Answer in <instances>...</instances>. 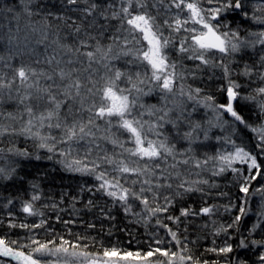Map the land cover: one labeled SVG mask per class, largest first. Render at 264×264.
Instances as JSON below:
<instances>
[{
	"label": "trees",
	"instance_id": "1",
	"mask_svg": "<svg viewBox=\"0 0 264 264\" xmlns=\"http://www.w3.org/2000/svg\"><path fill=\"white\" fill-rule=\"evenodd\" d=\"M96 2L100 3L102 8L109 3L114 5V8L108 11L109 17L113 10L119 11L121 6V0H96ZM242 2L243 9L222 13L219 22L221 25L227 26L226 28L222 27L221 31L238 32V40L245 42L246 46L236 53H209L207 55L209 64L204 65L198 60L187 59V54L179 53V41L186 33L172 32L164 25L165 20L171 22L179 12L172 6V0H163V3L160 0H146L147 11L156 17V22L161 25L164 36L173 41L166 51L169 62L176 64L175 71L178 73V78L174 96L168 94L166 98H162L164 94L155 88L148 95L133 92V96L139 95L133 114L143 121L155 123L161 122L158 118L168 109H173L169 112V119L176 120L177 116H181L177 122L178 129L173 128L170 123L164 124V127L159 129L163 135L168 137L169 143L175 145V159L168 157L166 161H160L161 168L167 169L164 175L171 172L175 177V173L178 171L180 179L189 182L207 180V184L194 185L202 191L176 196V192H182L183 189L176 187L179 180L173 178L170 181L173 184L171 189H156L160 193L156 200L152 199V193H146L151 207H155L157 204L163 206L164 197H169L172 204L167 213L149 216L147 210L137 200L130 201L131 210L125 212L124 206L118 201H114L102 190H98L100 182L95 180L93 175H83L65 170L64 165L59 162L64 159L59 155V152L61 150L68 151V145L57 143L55 152L49 153L46 148L38 147V140L26 138L23 135L6 134L0 136V150H2L0 151V167L15 168V173L10 180H0V237L9 241L17 240L21 244H27L30 238H34L41 242L54 241L55 245L61 243L62 237L71 243L86 245L87 247L83 250L96 257H102L105 249L112 248H116L120 252L143 253L149 250L150 245L153 248L157 247L156 239H162L164 242L159 247L171 248L172 251L180 252L186 244L190 251L185 254L192 255L202 263L206 261L207 264H241V262L260 264L259 256L264 253V246H261L264 244V192L258 190L264 188V175L257 176L255 180L248 183L249 193L245 196L240 192V186L246 183L245 176L255 175V170L249 172L247 166L235 165L234 167L239 169L236 173L228 169L220 175H213L214 171H219L220 163L217 160L209 159V157L224 153L226 146L233 148V145L226 142L225 139L231 137L236 146L243 147L251 154L257 155V162L264 172V153L255 147L259 140L257 134L251 131V127L264 125V114L261 113L258 106L259 103L264 102V97L256 95V89L264 87V80L261 79V74H264V64L260 59L261 56H264V46L258 43L253 44L256 37L251 35V33L264 30V25L258 24L254 20V17L264 18V0H242ZM3 4L18 10L22 9L21 0H0V6ZM215 6L208 5L206 2L203 4L205 8ZM75 7L80 9L84 6L77 5ZM32 10L34 13L32 17L22 18L19 22L12 15H3L6 21L3 24L0 22V36L4 37L0 40V55L5 56V61L0 62V75L4 77L5 81L12 80L14 75L12 68L4 67V63L9 62L7 56L10 46L7 36L11 32L17 37L19 49L18 54L13 56L9 62L12 67L27 64L38 74L43 72L53 75L54 79L51 81L39 75L34 77L33 81L38 80L41 87L62 83L55 75L60 68H65V70L75 68L73 79L79 78L84 85L81 89V96L87 98L84 103V109H87L93 100L98 102V97L89 93L87 88L91 87L94 82L97 83V87L102 85L103 81L100 80V77L106 73V69L103 67L104 62L102 61L101 64L92 63L89 67L87 58L80 56L78 57L79 62L69 65L67 61L69 59L76 60L77 57L67 53L60 45H69L75 49L80 46V41L84 40L89 47L82 48L81 51H94L98 42L105 49L111 45L114 51H119L123 47L125 35L122 30L118 31L120 22L111 18L105 19L98 13L86 17L81 11H68L61 0H34ZM50 12L52 15H49ZM180 15L183 16L185 13H180ZM93 19H95V23H93ZM45 24H47L46 28ZM77 25L81 27L79 33L75 31ZM18 29L19 31H17ZM43 33L47 34L46 39ZM89 37H95V39ZM53 57L55 59H52ZM131 59L132 57L122 56L119 59H111L106 62L113 69L119 68L121 71L128 72L134 79L135 73L139 71L143 78L145 68L140 67L138 62L129 63ZM49 60H52L51 64L48 63ZM57 61H61V63L58 65ZM225 67L229 70L228 77L225 76ZM246 67L249 70V75L243 74ZM148 74L150 75V70ZM229 80L240 85L237 89L240 96L256 97L255 100L235 102L237 110L251 126L245 128L240 125L236 132L232 131L230 117H225L229 120V124L223 127H212L211 123L215 122V114L210 108L200 105L205 103V98L208 96L213 97L217 104L226 103V89ZM118 83L121 88L131 87L126 78ZM181 85L185 92L191 89L192 95L196 99L189 100L187 95L181 96ZM140 87L144 92H149L151 85L145 83ZM197 88L201 90L199 95H196L194 91ZM17 89L20 90V93L25 90L18 78L13 82L11 90H3V103H0V127L11 125L18 129L21 126L19 120L11 121L6 115H3L13 113L19 117L23 112V105H19L15 99L9 100L8 98L9 93L11 96L17 97ZM33 104H35L34 101ZM68 105L72 106L77 119L87 121L89 112L86 110L76 111L81 107L79 99L75 103L68 101ZM150 109L153 112L152 115H149ZM156 109L162 111H156ZM43 110L44 105L41 104L36 109L37 114ZM67 113L68 106L66 105L61 110L62 117ZM141 113H143L142 116ZM26 119L27 115L25 114L24 120ZM194 124H199L200 128L193 133L190 144L187 139L183 138V135L190 131L191 125ZM97 125L101 131L96 132L95 128L93 131L96 132V143L100 145V149L92 145L93 151L85 159V163L89 165L92 160L97 159L98 155H102L103 151H107L116 159L120 158L118 154L123 151L120 147L100 139L101 136L107 134L103 131L106 125L103 120H97ZM205 130H207V139L204 136ZM40 131L43 135L55 136L57 141L62 135L61 131L55 128L45 127ZM112 131L118 130L113 128ZM9 132L11 133V128H9ZM118 135L121 140H128L127 133L121 135L118 132ZM152 138L155 139V137ZM91 139L92 137H88L79 144L73 143L72 147L75 150L72 152V156L84 157L88 147L87 141ZM126 147H132V145L127 143ZM10 149L11 151H9ZM17 151H26L28 156H17L15 155ZM37 156L41 159H36ZM49 156H52V159H48ZM125 157L130 166H136L132 163L135 158L127 157L126 154ZM185 159L189 160L188 164L177 163ZM205 160L208 161L207 164L203 163ZM196 161L201 162V167H195ZM173 163H177L176 169L170 167ZM140 166L142 167L143 164L141 163ZM102 168L112 171V166L106 163L102 164ZM157 172L159 174V170ZM112 175L118 174L112 172ZM124 176L126 181L122 177L121 183L128 187L132 186V180L138 179L136 176L128 174H124ZM139 179H143V177ZM140 186L137 183L135 188L139 190ZM34 195L39 199L32 200ZM9 200L12 202L9 203ZM29 202L33 205L34 211L38 213L37 215H29L22 211L24 204ZM240 206L245 207L247 214L241 217L239 223L228 228L227 226L233 224L236 216L240 215ZM204 207H209L212 211L203 214L201 209ZM181 209H190V214L180 216ZM169 215L179 217V221L173 222L166 219ZM157 219L162 220L172 231L176 232L177 240L180 241L179 245L166 229L156 224ZM42 220L44 221L42 227H32ZM10 224L15 227H9ZM22 224L29 227L23 228L20 226ZM255 225L259 226L254 227ZM242 239L247 247H240ZM253 241H259L261 244H253ZM229 245L233 249L232 252H219V249ZM210 249H216V251H210ZM79 250L81 249H77V251ZM162 259L165 258L153 257L154 261ZM69 260L71 264H78L72 258ZM0 261L4 264H16L10 258H0Z\"/></svg>",
	"mask_w": 264,
	"mask_h": 264
},
{
	"label": "snow or ice",
	"instance_id": "2",
	"mask_svg": "<svg viewBox=\"0 0 264 264\" xmlns=\"http://www.w3.org/2000/svg\"><path fill=\"white\" fill-rule=\"evenodd\" d=\"M22 9L18 10L15 7L3 4L0 6V16L12 15L13 18L19 22L22 18L32 17L33 10L32 5L34 0H21ZM62 4L68 11H81L86 17L93 16L94 13H98L105 19H114L120 22V28L118 31H123L125 34L123 37V47L119 51H114L113 46H108L107 49L103 48L99 42L97 43L95 50L81 51L82 48H88L89 45L86 41H80V46L73 49L69 45H60L67 53H71L72 56L77 57L76 60L69 59L67 64L79 62L78 57L83 56L87 58L89 67L92 63L101 64L106 69L104 76L100 77L103 81L102 85L97 87V83H93L91 87L87 88V91L94 97H98L97 100H93L92 104L84 109V103L87 99L81 96V89L84 85L81 83L79 78L73 79V73L76 72L75 68H60L55 73L62 82L60 84L53 83L47 86L41 87L39 81H33L34 77L43 76L47 80H53V75L46 73H37L35 69L31 68L27 64H21L19 67H12L9 63L13 56L19 52L18 41L16 35L9 32L7 36V42L9 47V54L7 61L4 63V67L12 68L14 73L12 80L5 81L4 77L0 75V103H3V90H11L13 82L18 78L20 84L25 89L23 93L17 89L18 96L13 97L9 93V100H16L19 105H23V112L17 117L13 113H6V117L11 121L20 122V127L17 129L11 125L6 127H0V136L6 134L23 135L26 138H31L39 141V148H46L49 153H53L56 150V144L68 145V151L61 150L59 155L63 157L60 163L64 165L65 170L70 172H77L83 175H93L95 180L99 181L98 190H102L108 197H111L114 201H118L124 206L125 212L131 210L130 201L137 200L147 210L149 216H157L159 213H167L172 201L169 197H164V205L157 204L155 207H151L149 204V198L146 193H152V199L156 200L160 193L156 189L167 188L171 189L173 184L170 182L171 179L179 180L176 187L183 189V191H177L176 196H183L185 193L202 191V189L195 187V184L203 183L207 184V180L192 181L180 179V173L177 171L175 177L171 172L168 175H164L167 169L161 168L160 161H166L168 157L175 159V145L169 143V139L166 135H163L159 129L164 127V124L170 123L173 128L178 129V121L181 116H177L176 120L169 119V112L173 109H168L163 112V115L158 119L160 123L143 121L137 118L133 112L137 105L139 95L133 96V92L137 94L148 95L153 88L158 89L164 94L162 98H166L168 94L175 95V84L178 78V73L175 71L176 64L169 62V56L166 49L173 43L172 39L165 37L161 28L156 22V17L151 15L148 11V5L146 0H121V6L119 11L113 10L111 17L108 16L109 9H113L114 5L109 3L106 7L101 6L96 0H61ZM163 3V0H160ZM208 5H216L215 7L205 8L204 3ZM83 5V8L77 9L75 6ZM73 6V7H68ZM155 6V5H153ZM172 6L179 10L177 15L172 18L171 22L168 20L164 21V25L167 26L172 32L180 33L184 32L186 35L179 41V53L187 54V59L198 60L201 64L208 65L209 60L207 55L212 52H219L227 54L229 52L236 53L245 47L246 44L243 41L238 40V32L236 31H221L222 27L226 28V25H221L219 18L222 13L229 11L235 12L236 10L243 9L244 4L242 0H172ZM180 13H186L181 16ZM49 15H52L50 12ZM247 16V13H245ZM63 19V17H60ZM256 23L264 25V18L254 17ZM216 23H213V22ZM75 23V22H74ZM95 23V19H93ZM47 24H45V28ZM19 31V29L17 30ZM35 31V29H34ZM76 33L81 31L79 25L75 28ZM44 38H47V34L43 33ZM252 36L256 37L253 44L258 43L264 46V30L259 32L251 33ZM95 39V37H89ZM4 37L0 36V40ZM119 39V37H117ZM42 42V41H38ZM15 49V50H14ZM132 57L129 63H139L140 67H144L143 78L141 72L135 73V79L131 74L125 71H121L119 68L113 69L109 63L111 59H119L120 57ZM52 59H55L53 57ZM261 62L264 64V56H261ZM5 61V56L0 55V62ZM52 60L48 63L51 64ZM61 61H57L59 65ZM150 70V75L148 74ZM55 71V70H54ZM225 76H229V70L227 67L224 68ZM249 75L247 67L243 73ZM127 80V83L131 87L121 88L119 86L120 81L123 79ZM182 78V77H181ZM261 79L264 80V74H261ZM149 83L151 87L149 92H144L140 85ZM240 85L229 80L228 87L226 89V103H215L213 97L208 96L205 98L204 107L210 108L215 114V122L211 123L212 127H223L229 124V120L225 117L231 118L232 131L236 132L238 126L243 125L245 128L251 127L244 116L237 110L235 102L239 100H255V96H240L237 91ZM55 89V90H53ZM95 89V91H94ZM196 95H199L200 89L194 90ZM180 95H187L189 100H195L196 97L192 95V90L189 89L185 92L183 85L180 88ZM256 95L264 97V87L256 89ZM79 99L81 105L80 109L76 111L86 110L90 113L87 121L83 119H77L73 113L71 105H68V101L75 103ZM33 101L35 104H33ZM200 103V101H197ZM44 105V110L37 114L36 109L41 105ZM68 106V113L62 117L61 110L64 106ZM261 113L264 114V102L259 103ZM143 107V105H141ZM155 108V106H153ZM156 111H162L156 109ZM25 114L27 119L24 120ZM153 112L150 109L149 115ZM141 116L143 113L140 114ZM69 118L70 122H69ZM97 120H103L106 127L104 132L107 133L100 137L108 143L120 147L123 151L119 153V159H116L113 155L108 154L107 151H103L102 155H98L96 160H92L90 165L85 163V159L91 155L95 145L97 149H100V145L96 143V132L101 131L97 125ZM47 127L48 129H58L62 135L57 141L56 137L48 134L43 135L41 129ZM11 128V133L9 132ZM96 129V132L93 131ZM115 128L118 131H112ZM200 128L199 124L191 125V130L184 133L183 138L187 139L191 144L193 133L196 129ZM251 131L257 134L259 142L255 145L261 153H264V125L259 127H251ZM123 133L128 134V140L124 141L120 139V135ZM163 136V138H161ZM205 139L208 138L207 130L204 131ZM92 137L91 140L87 141L88 147L85 152V156L82 158L73 157L72 152L73 143L79 144L81 141H85L86 138ZM152 137H155L152 138ZM226 142L231 143L234 147V151L228 152L227 154H218L215 157H209L210 160H217L220 163L219 171H214L213 175H220L224 171L231 169L232 172L236 173L239 169L233 167L237 162L247 163L248 171L252 172L255 170V175L245 176L244 180L246 183L240 186V192L244 193L245 196L249 193L248 183L251 180H255L257 176L264 175L261 170V165L257 162V155L251 154L250 151H246L243 147L235 145V142L231 137L225 138ZM52 141V143H49ZM130 143L132 147H126V144ZM2 151V150H0ZM11 151V149L9 150ZM135 158L132 163L136 164L135 167L130 166L128 159L125 157ZM17 156L27 157L26 151H17ZM183 155V153H181ZM36 159H41L37 156ZM48 159H52L49 156ZM99 161V162H98ZM108 164L112 166V171L103 169L102 164ZM141 163L143 166L141 167ZM177 163L188 164L189 160H181ZM177 163L170 165L172 169L177 168ZM203 163L207 164L205 160ZM195 167H201V162L196 161ZM159 170V174L157 172ZM112 172L118 175H112ZM15 168L6 169L0 167V180H10L13 178ZM124 174L129 176H136L138 179L132 180L131 187L125 186L121 183V178L126 177ZM143 177V179H139ZM139 183L141 186L139 190L135 188V185ZM258 191L264 192V188ZM39 199L38 196L34 195L32 200ZM12 201L9 200V203ZM22 211L29 215H37L33 209V205L25 203ZM212 211L209 207L201 209L203 214H208ZM240 215L236 216L233 224L228 225V228L239 223L241 217L246 215V209L244 206L239 207ZM190 209H181L180 216H188ZM166 219L173 222L179 221V217L167 216ZM44 221L42 220L39 224H34L32 227H42ZM156 224L167 230L168 234L173 240H176L177 245L180 241L177 240L176 232L172 231L167 224L163 223L162 220L157 219ZM23 228H28L26 224L20 225ZM259 225H255L257 227ZM9 227H15L10 224ZM226 230V229H225ZM162 239H156L155 244L157 247L149 246V250L146 252H120L116 248L105 249L102 257H96L93 254L83 250L87 246H81L78 243H71L64 240L61 237V243L55 245L54 241L41 242L38 239L30 238L29 243L21 244L17 240H7L0 237V258H10L14 260L16 264H71L69 258L78 262V264H202L197 258L192 255H186L190 250L185 244L180 252L172 251L171 248H161L159 245L163 244ZM253 244H261L259 241H253ZM53 245V246H50ZM261 246H264L262 244ZM240 247H247L245 241H240ZM24 249H28L25 251ZM70 249H72L70 251ZM77 249H81L77 251ZM232 247L219 249L220 253L232 252ZM210 251H216V249H210ZM163 257L162 260H153V257ZM54 258V259H48ZM260 264H264V253L259 256ZM207 264V262H203ZM246 264V262H241Z\"/></svg>",
	"mask_w": 264,
	"mask_h": 264
},
{
	"label": "rangeland",
	"instance_id": "3",
	"mask_svg": "<svg viewBox=\"0 0 264 264\" xmlns=\"http://www.w3.org/2000/svg\"><path fill=\"white\" fill-rule=\"evenodd\" d=\"M185 15H186V13H185ZM0 18H3V20H0V22L3 24V22H5L6 21V18L4 17V16H0ZM2 36V35H1ZM201 106H204V104H200ZM226 148V150L224 151V153H221V154H227L228 152H231V151H234V147L233 148H229V146H226L225 147ZM223 151V150H222ZM235 165H244V166H247L248 167V165H247V163H239V162H237V163H235L234 165H233V167L235 166ZM235 168H237V167H235ZM238 168H241V167H238ZM242 169V168H241ZM0 264H4V263H2L1 261H0Z\"/></svg>",
	"mask_w": 264,
	"mask_h": 264
},
{
	"label": "water",
	"instance_id": "4",
	"mask_svg": "<svg viewBox=\"0 0 264 264\" xmlns=\"http://www.w3.org/2000/svg\"><path fill=\"white\" fill-rule=\"evenodd\" d=\"M203 264V263H202Z\"/></svg>",
	"mask_w": 264,
	"mask_h": 264
}]
</instances>
